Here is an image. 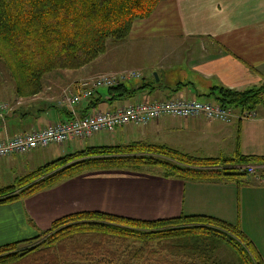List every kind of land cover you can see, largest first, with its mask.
<instances>
[{
    "label": "trees",
    "instance_id": "1",
    "mask_svg": "<svg viewBox=\"0 0 264 264\" xmlns=\"http://www.w3.org/2000/svg\"><path fill=\"white\" fill-rule=\"evenodd\" d=\"M158 1L0 0V63L13 80L14 96L31 97L39 91L44 73L80 68L103 52L106 41H123L132 22L146 18ZM153 88L156 87L152 84H142L130 89L120 83L106 89L110 99H128L138 90ZM209 90L211 92L206 96L215 102L211 104L242 113L252 111L264 98V84L245 90L222 86ZM95 93L94 90L87 99L79 100L86 102V112L70 118L98 111L95 108L99 97ZM79 102L70 107L74 108ZM0 104V117L8 114L11 119H20L22 128L26 126L21 121L26 119L32 107L10 110L6 101ZM27 132L16 130L13 136L0 140ZM98 132L67 141L86 140ZM31 150L34 148L13 155H24ZM252 165L264 174V157L240 154L237 143L231 154L216 157L191 156L165 144L138 140L109 146H84L13 178L10 184L1 185L0 205L48 191L90 172L116 170L180 181L215 182L245 176L248 173L240 168ZM37 231L32 237L0 245V264H116L118 256L115 252L120 248L127 264H201L194 262L190 247L179 245L193 238L227 246L235 264H263L254 246L236 225L205 215L179 214L171 218L143 220L96 210L76 211L52 220L47 228ZM18 244L25 246L17 247ZM129 244L139 246L130 250L132 245ZM153 244L169 255L182 253L184 260L157 259L150 263L147 254H155L151 250ZM110 247H116L115 251L111 252ZM210 258V264H215L214 256ZM198 260L206 264V259Z\"/></svg>",
    "mask_w": 264,
    "mask_h": 264
},
{
    "label": "crops",
    "instance_id": "2",
    "mask_svg": "<svg viewBox=\"0 0 264 264\" xmlns=\"http://www.w3.org/2000/svg\"><path fill=\"white\" fill-rule=\"evenodd\" d=\"M117 45L136 50L140 47L143 54L159 56L157 63L151 65L153 69L150 67L156 72L155 76L153 74L155 81L126 86L133 89L152 84L156 88L138 90L130 98L143 91L145 95L167 94L157 100L207 98L206 94L214 86L234 90L259 86L264 84V0H160L146 18L132 22L126 39ZM111 58L109 65L114 64L116 56ZM106 63L102 65L106 66ZM84 71H88L87 68ZM95 92L99 97L95 109L99 111L146 99L142 96L135 101L110 99L107 89L106 93L99 89ZM85 103L80 101L74 108L53 104L50 114L43 110L36 113V117L26 115L21 121L26 123L23 128L20 119L14 120L3 114L0 139L13 136L16 130L39 129L74 114L79 116L86 112ZM252 112L251 118H232L226 122L236 123L234 132L227 130L226 142L230 150L227 155L234 151L237 143L240 154L264 157V98ZM162 118L144 126L158 124ZM171 118L209 129L208 134L215 130L220 139L224 138L225 130L220 133V126L214 124L218 120H206L201 116ZM31 151L24 155L28 156ZM2 161L9 169L15 168L10 159L3 157L0 158ZM90 174L0 205V245L32 237L37 230L47 228L52 220L76 211L96 210L143 220L179 214L205 215L236 225L264 264V174L248 173L215 182L180 181L125 171ZM93 201L96 202L90 203Z\"/></svg>",
    "mask_w": 264,
    "mask_h": 264
},
{
    "label": "rangeland",
    "instance_id": "3",
    "mask_svg": "<svg viewBox=\"0 0 264 264\" xmlns=\"http://www.w3.org/2000/svg\"><path fill=\"white\" fill-rule=\"evenodd\" d=\"M117 44H119V42ZM117 44L106 41L103 52L98 54L94 59L80 68L56 69L44 73L41 77L42 83L40 84L39 91L33 94L31 97L29 96L26 98L14 96L13 80L5 70V67L0 63V102L6 101V103L9 105L10 110H17V108H22V106L23 108L27 107L25 109L32 107L28 110L30 113L28 116L36 117L37 114L35 110H46L45 113L48 112L50 114V112H52L51 105L59 104L58 101L62 99L64 95L72 93L74 90H71V88L80 86L84 83L91 85L95 78L102 75H117L121 73L134 72L138 75V77L137 79H130L136 80L135 82H132L130 80L125 81L124 83L128 87L139 85L142 82L146 83L147 80L150 82L155 81L153 74H155L156 72L151 71L150 67L152 64L157 63L159 56L155 55L154 53L143 54L140 47L136 50L134 47L121 46L125 43H122L121 45ZM113 56H116L114 64L109 65V62H112L111 57ZM103 62H107L106 66L102 65ZM85 68H87L88 71L85 72ZM151 69H153V66L151 67ZM73 77L75 78L74 81ZM105 90V88H99V91H102L103 93H106ZM166 95L167 94H164L162 92L147 93L145 95V92L143 91L142 93H137V96L130 98L128 101H135L140 96L145 97L146 99H141L139 101H158L157 99H163L164 97H166ZM193 99L201 102L215 103L211 97H195ZM229 110L231 114L230 119H245L244 117H246L244 115V112H238L237 110L233 111L232 109ZM40 112L41 111H38V113ZM189 123L191 122L180 121L168 116H164L162 119L158 120V124L149 123L147 126L140 125L137 127L126 125L122 128H117L112 131L98 132L86 140L65 141L59 144L49 145L43 149H35L28 154V156H30L29 158L27 155H9L6 156V158L11 160L10 162L15 168L9 169L8 165H4L3 161L0 162V185L3 186L10 184L13 178L21 177L24 174L30 172L35 167L46 163L47 161L56 159L57 157H60L64 154L78 151L84 146H109L115 144H125L130 141L138 140L148 143L165 144L170 148L177 149L181 152L196 157H216L222 154L227 155V153L230 152L227 147L226 136L227 130L232 132L235 131V122L231 121V123L229 124L226 122L214 121V124L220 126V133L221 130H225L222 134L224 136L223 140L222 138L220 139L219 135L215 133V130H210V133L208 134L209 129L204 130V127L202 126L193 124L189 125ZM242 169L244 170L245 167L240 168V170ZM245 172L247 173L246 169ZM256 172H259V170L252 167V172L250 174L253 175ZM90 173L87 174L93 175V173H99V171ZM10 194H13L12 190H10ZM95 202L96 201L90 203ZM209 241L210 240L202 241L200 239L193 238L190 242L184 241L182 243H179V245L186 248H191V250L194 252L193 257L195 258L193 259L195 263L199 262L201 264H205L198 260V258H200L201 260L206 259V264H210L212 261L210 256L213 255L215 258L214 261H216L215 264H235L233 260V254L227 246L214 242L208 244ZM18 246L24 247L25 245L18 244L17 247ZM129 246L130 250H132L134 248H137L139 245L129 244ZM115 248L116 247H110L109 249L111 250V252H114ZM151 250L155 251V254L153 256L147 254V258L150 263H154L157 259H164L165 261L184 260V258L181 256L182 253L179 252L177 255H169L167 252H161L157 244H153L151 246ZM122 253V248L115 252L116 257L118 256V261L116 262V264H127L125 258H123L124 256L122 255Z\"/></svg>",
    "mask_w": 264,
    "mask_h": 264
},
{
    "label": "built area",
    "instance_id": "4",
    "mask_svg": "<svg viewBox=\"0 0 264 264\" xmlns=\"http://www.w3.org/2000/svg\"><path fill=\"white\" fill-rule=\"evenodd\" d=\"M138 75L134 72L121 73L117 75H102L95 78L91 85L84 83L78 86L77 90L64 95L58 101V105L70 107L86 98L94 90L109 88L124 83ZM0 110L2 105L0 104ZM229 109L217 105L201 102L193 99H166L158 101H137L121 105L104 111L73 117L60 122L46 125L41 129H33L21 136L0 140V158L24 153L28 149L42 148L48 144H59L69 138H85L98 131H111L125 125H145L159 117L170 116L175 118L203 117L206 120H218L228 122L231 114ZM247 117H252V112H244ZM247 173L252 172V167L245 168Z\"/></svg>",
    "mask_w": 264,
    "mask_h": 264
},
{
    "label": "water",
    "instance_id": "5",
    "mask_svg": "<svg viewBox=\"0 0 264 264\" xmlns=\"http://www.w3.org/2000/svg\"><path fill=\"white\" fill-rule=\"evenodd\" d=\"M154 76H155V74H154ZM155 80H156V77H155Z\"/></svg>",
    "mask_w": 264,
    "mask_h": 264
}]
</instances>
